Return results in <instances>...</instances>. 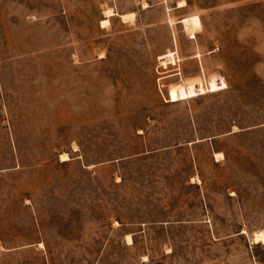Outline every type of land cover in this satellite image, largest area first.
I'll return each mask as SVG.
<instances>
[{
	"label": "rangeland",
	"instance_id": "374dc122",
	"mask_svg": "<svg viewBox=\"0 0 264 264\" xmlns=\"http://www.w3.org/2000/svg\"><path fill=\"white\" fill-rule=\"evenodd\" d=\"M179 1L0 0V264H264V0Z\"/></svg>",
	"mask_w": 264,
	"mask_h": 264
},
{
	"label": "bare ground",
	"instance_id": "6f19581e",
	"mask_svg": "<svg viewBox=\"0 0 264 264\" xmlns=\"http://www.w3.org/2000/svg\"><path fill=\"white\" fill-rule=\"evenodd\" d=\"M179 2H180V4L183 3V5H184V3L186 2V0H180ZM110 14H113L111 12V9L110 10H107V17L103 18L102 25H106V24H108L110 22V19L108 17ZM216 154H217V156H220L223 153L222 152H217ZM255 239H256V241H260V240H263L264 241V230L263 229L262 230H259V231H257L255 233Z\"/></svg>",
	"mask_w": 264,
	"mask_h": 264
}]
</instances>
